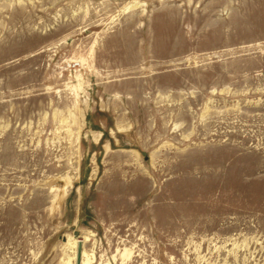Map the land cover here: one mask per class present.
<instances>
[{"label":"rangeland","instance_id":"374dc122","mask_svg":"<svg viewBox=\"0 0 264 264\" xmlns=\"http://www.w3.org/2000/svg\"><path fill=\"white\" fill-rule=\"evenodd\" d=\"M75 241L264 264V0H0V264Z\"/></svg>","mask_w":264,"mask_h":264},{"label":"bare ground","instance_id":"6f19581e","mask_svg":"<svg viewBox=\"0 0 264 264\" xmlns=\"http://www.w3.org/2000/svg\"><path fill=\"white\" fill-rule=\"evenodd\" d=\"M64 189V188H63ZM63 195H64V192H63V190H62V192L58 195V197H57V199L55 200L56 202H55V204L56 203H58V202H60V200H61V198L63 197ZM73 245H74V248H75V254H74V256H75V261H68L67 262V264H77V261H78V255H79V257H80V264H93V262H94V259H93V257L92 256H89V255H87L86 254V251H84V250H81L80 248H79V246H78V242L77 241H75L74 243H73ZM72 262V263H71Z\"/></svg>","mask_w":264,"mask_h":264},{"label":"water","instance_id":"95a60500","mask_svg":"<svg viewBox=\"0 0 264 264\" xmlns=\"http://www.w3.org/2000/svg\"><path fill=\"white\" fill-rule=\"evenodd\" d=\"M77 264H80V257H79V255H78V261H77Z\"/></svg>","mask_w":264,"mask_h":264}]
</instances>
